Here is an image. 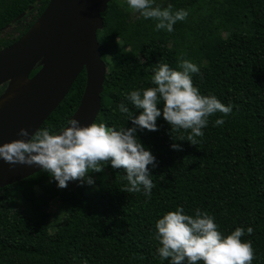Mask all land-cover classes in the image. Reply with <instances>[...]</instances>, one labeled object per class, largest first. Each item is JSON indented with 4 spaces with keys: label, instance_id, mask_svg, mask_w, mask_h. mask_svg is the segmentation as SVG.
<instances>
[{
    "label": "trees",
    "instance_id": "obj_1",
    "mask_svg": "<svg viewBox=\"0 0 264 264\" xmlns=\"http://www.w3.org/2000/svg\"><path fill=\"white\" fill-rule=\"evenodd\" d=\"M50 1L0 0V50L22 38ZM199 1L154 0L153 6L187 11ZM115 2L121 0L110 3L98 32L108 73L96 123L117 130L133 127L118 106L123 103L139 115L127 99L130 92L155 87L158 62L181 70L182 59L199 67L191 76L200 93L231 105L232 112L210 116L195 145L187 141L191 130L171 132L162 115L157 131L137 130L139 142L155 157L156 166H148L155 185L150 197L143 190L122 191L126 173L108 163L102 172H89L98 176V196L88 192L86 182L61 189L43 171L0 189V264H170L157 252L155 223L178 207L187 215L195 216L196 209L208 213L223 236L243 228L242 241H251L254 249L252 264H264V0H206L196 20L187 16L172 32L155 30L157 21L132 12L126 0L122 8ZM86 80L84 70L42 127L58 133L67 126ZM9 84L0 86V98ZM157 107L162 111V103ZM217 119L224 123L216 126ZM173 143L182 150H174ZM15 198L30 207L31 221L5 208ZM56 199L68 210L51 234L47 208ZM248 227L254 229L251 235Z\"/></svg>",
    "mask_w": 264,
    "mask_h": 264
},
{
    "label": "clouds",
    "instance_id": "obj_2",
    "mask_svg": "<svg viewBox=\"0 0 264 264\" xmlns=\"http://www.w3.org/2000/svg\"><path fill=\"white\" fill-rule=\"evenodd\" d=\"M127 5L140 13L145 19L157 21L155 30L166 29L172 32L177 21H184L188 12L184 9L172 11L153 6L154 0H126ZM181 70H174L167 63L156 64L153 69L152 84L143 90L131 91L127 99L139 110L134 115L125 104L119 111L127 114L133 127L117 130L104 123L92 122L81 126L76 119H70L67 126L53 133L46 127L38 128L29 137L26 129H20L18 135L27 139H17L0 145V158L10 165L21 164L39 166L43 172L57 182L61 189L69 181L85 182L92 185L94 180L88 176L90 171L102 172L104 163L113 169H123L127 186L122 191L139 193L150 197L155 187L150 179L149 165L153 167L155 157L139 142L138 129L157 131V118L161 115L171 126V132L191 130L187 141L197 143L196 137L204 135L202 129L208 124V118L220 112L225 116L232 112L231 105L225 106L214 95H202L193 85L191 74H198L199 67L187 59L179 63ZM163 105L162 111L157 107ZM223 119H217L215 125H222ZM174 150H182L173 143ZM155 239L161 245L157 252L161 260L169 259L170 264H252L254 249L251 241H242L243 228H236L231 234L223 236L214 222V217L196 209L195 216L184 214L178 207L165 213L155 223ZM254 229L247 228L251 235Z\"/></svg>",
    "mask_w": 264,
    "mask_h": 264
},
{
    "label": "water",
    "instance_id": "obj_3",
    "mask_svg": "<svg viewBox=\"0 0 264 264\" xmlns=\"http://www.w3.org/2000/svg\"><path fill=\"white\" fill-rule=\"evenodd\" d=\"M113 1L51 0L22 38L0 50V86L23 80L12 92L9 84L0 98V103L7 99L0 107V145L27 139L18 135L22 128L30 138L57 110L84 70L86 87L72 119L81 126L96 122L108 73L98 32L104 28L102 15ZM37 67L40 70L32 76ZM41 171L39 166L10 165L0 158V189Z\"/></svg>",
    "mask_w": 264,
    "mask_h": 264
},
{
    "label": "rangeland",
    "instance_id": "obj_4",
    "mask_svg": "<svg viewBox=\"0 0 264 264\" xmlns=\"http://www.w3.org/2000/svg\"><path fill=\"white\" fill-rule=\"evenodd\" d=\"M124 1L125 0H121V2H115L114 6L116 8H122V2H124ZM205 1L206 0H200L197 4L187 8L188 16L191 20H196L198 18V16L201 14ZM131 10H132V12H135V10H133V9H131ZM22 81L23 80H21V79H17V80L12 81L10 83V88L8 91L12 92L16 88H18L21 85ZM88 176L91 177L94 181H95V179L98 178L97 175H90L89 173H88ZM68 183L73 187H76V185H77L76 181H69ZM87 186L89 187L88 192L90 194H92L94 196H98L97 187H95L94 183L92 185L87 184ZM5 208L11 212L18 211L19 213H21L25 217V219L27 221H31V216H32L31 214L32 213H31L30 207L26 204L25 201H23L19 198H15V199L11 200L10 203L5 206ZM67 210H68V208H67L66 204L61 202L59 199H56L49 204V206L47 208V212L50 215L49 221H50L51 226H52L51 230H50L51 234H53L59 228ZM33 224L37 227H41V225L38 223H33Z\"/></svg>",
    "mask_w": 264,
    "mask_h": 264
},
{
    "label": "bare ground",
    "instance_id": "obj_5",
    "mask_svg": "<svg viewBox=\"0 0 264 264\" xmlns=\"http://www.w3.org/2000/svg\"><path fill=\"white\" fill-rule=\"evenodd\" d=\"M6 100H7V99H6ZM6 100H4L2 103H0V107L3 105V103H4Z\"/></svg>",
    "mask_w": 264,
    "mask_h": 264
}]
</instances>
